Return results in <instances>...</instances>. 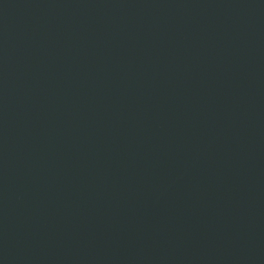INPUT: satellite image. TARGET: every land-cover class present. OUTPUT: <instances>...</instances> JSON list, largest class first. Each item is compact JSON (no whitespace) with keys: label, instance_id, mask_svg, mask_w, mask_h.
<instances>
[{"label":"water","instance_id":"1","mask_svg":"<svg viewBox=\"0 0 264 264\" xmlns=\"http://www.w3.org/2000/svg\"><path fill=\"white\" fill-rule=\"evenodd\" d=\"M0 264H264V0H0Z\"/></svg>","mask_w":264,"mask_h":264}]
</instances>
